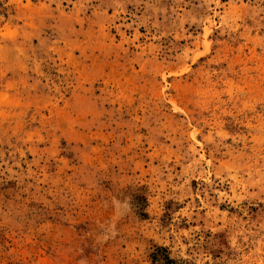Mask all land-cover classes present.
<instances>
[{
  "label": "rangeland",
  "instance_id": "obj_1",
  "mask_svg": "<svg viewBox=\"0 0 264 264\" xmlns=\"http://www.w3.org/2000/svg\"><path fill=\"white\" fill-rule=\"evenodd\" d=\"M0 264H264V0H0Z\"/></svg>",
  "mask_w": 264,
  "mask_h": 264
}]
</instances>
